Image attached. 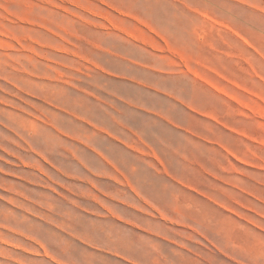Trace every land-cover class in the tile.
Instances as JSON below:
<instances>
[{
  "label": "rangeland",
  "instance_id": "374dc122",
  "mask_svg": "<svg viewBox=\"0 0 264 264\" xmlns=\"http://www.w3.org/2000/svg\"><path fill=\"white\" fill-rule=\"evenodd\" d=\"M0 264H264V0H0Z\"/></svg>",
  "mask_w": 264,
  "mask_h": 264
},
{
  "label": "bare ground",
  "instance_id": "6f19581e",
  "mask_svg": "<svg viewBox=\"0 0 264 264\" xmlns=\"http://www.w3.org/2000/svg\"><path fill=\"white\" fill-rule=\"evenodd\" d=\"M12 38V37H11ZM18 133V132H17ZM30 141V140H29ZM43 173V172H42ZM41 194V193H40ZM39 195V194H38ZM40 197V196H39ZM40 205V204H39Z\"/></svg>",
  "mask_w": 264,
  "mask_h": 264
}]
</instances>
